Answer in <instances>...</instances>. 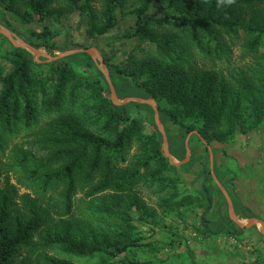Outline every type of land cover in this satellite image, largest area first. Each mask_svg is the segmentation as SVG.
<instances>
[{
  "label": "trees",
  "instance_id": "trees-1",
  "mask_svg": "<svg viewBox=\"0 0 264 264\" xmlns=\"http://www.w3.org/2000/svg\"><path fill=\"white\" fill-rule=\"evenodd\" d=\"M1 1L5 10L24 25H29L33 17L43 21L61 14L52 8L53 0H22L23 12L19 9L21 0ZM125 2L105 0L104 19L99 25L92 0H68L69 8L87 19L90 38L105 35L116 27L117 11L123 9ZM260 3L261 0H235L230 6L217 7V0H141V5L129 12L134 24L121 39L146 44L154 50L155 57L139 62L119 78V83L115 81L117 71L110 66L117 94L154 98L159 104L161 122L178 126L181 139L193 130L192 125L185 124L186 118H200L203 121L200 133L206 141L211 140L206 129L219 120V113L214 110L215 101L221 102L218 98L222 91L217 90L218 97L210 101L206 91L213 89L212 80L197 74L188 78L189 73H197L200 63L223 60L240 43L243 58L256 54L264 44V24L243 22L241 15L244 7L252 9ZM28 34L24 39L33 47L55 50V34L47 26L40 30L29 28ZM2 40L6 38L0 35ZM0 57L10 64L6 74L0 68V165H4L2 157L11 137L48 118L39 131L30 135L33 138L28 142L29 148L15 145L11 149L10 161L4 169L5 173L17 171L19 182L34 195H19L8 180L0 188V264H74L70 257L119 264L114 260L138 246L136 240L125 233H120L116 240L74 239L68 232L52 226L53 215L62 212L63 216H71L75 196L80 191L86 198H93L107 191L129 194L140 185L154 182L162 185L161 190L173 185L163 177L166 173L175 174L176 167L162 154L161 134H146L139 120L130 117L126 106L112 103L99 81L84 80L65 62L37 65L27 50L12 45L8 50H2L0 45ZM36 66H45V70L33 71ZM183 84L191 86L190 90ZM241 89L258 93L264 102V78L258 88L242 79ZM85 91L88 99L79 100L84 98ZM165 102L168 105H160ZM134 144L138 145L139 153L129 160ZM176 150L172 144L171 154L176 158L183 156L184 144ZM215 173L218 177L216 170ZM203 195L207 203L200 215L202 228L197 233L207 237L215 232L205 217L210 207L208 190ZM199 206H204L202 201ZM104 211L125 220L121 211L110 207ZM224 231L235 235L243 229L234 226L232 231L228 228ZM51 250L61 256L50 254ZM19 258L23 260L18 261Z\"/></svg>",
  "mask_w": 264,
  "mask_h": 264
},
{
  "label": "rangeland",
  "instance_id": "rangeland-1",
  "mask_svg": "<svg viewBox=\"0 0 264 264\" xmlns=\"http://www.w3.org/2000/svg\"><path fill=\"white\" fill-rule=\"evenodd\" d=\"M104 3L105 0H92V8L99 25L104 19ZM140 5L141 0H126L123 9L117 11L116 27L105 35L90 38L87 35V19L78 11H72L68 0H53L51 6L60 10V15L51 16L43 21L33 17L29 25L22 24L14 15L7 12L0 0V29L8 30L26 42L24 38L29 37V28L40 30L47 26L55 34L53 40L55 50L37 49L53 58L74 49L91 50L95 55L94 58L86 53H77L54 62L67 63L84 80L99 81L113 103L109 85L100 70L102 64L114 87L110 66L117 71L115 81L119 83V78L127 75L139 62L155 57L154 50L146 44L121 39L125 30L134 24L133 16L129 15V12ZM19 9L22 12L25 10L22 0ZM241 19L246 23L264 24V0L252 9L244 7ZM6 40L0 42L2 50H8L11 46V42L7 38ZM242 48L240 43L233 47L223 60L215 63H200L201 67L198 66L197 73H189L188 78L197 74L206 75L212 80L213 89L206 91L210 101L218 97L217 90L222 91L218 98L221 102L215 101L217 108L214 110L219 113V120L206 129L211 140L206 141L202 137L200 130L203 121L200 118H186L185 124L192 125L193 130L184 139H181L178 126L171 122H162L169 151L172 144L175 150H180L182 143L185 147V140L189 136L190 160L176 167L175 174L166 173L163 176L166 183L169 179L173 185L161 190L162 185L154 182L140 185L129 194L120 195L107 191L93 198H86L84 192L80 191L75 196L73 214L63 216L62 212L56 213L53 215L52 226L68 232L74 239H83L87 242L99 241L104 237L116 240L120 233L127 234L139 245L119 255L114 260L119 264L148 261L153 264H254L257 260H264V240L260 237L264 238V235L260 231L243 229L242 233L235 235L224 231L226 228L232 231L234 226L239 227L229 218L226 200L213 179L211 180V174L209 176L210 155L206 145L213 153L217 178L233 200L239 220L242 223L253 219L264 222V102L258 93H249L241 89L242 79L249 80L257 88L261 87L264 78V44L256 54L244 58ZM31 55L37 65L53 62L46 56ZM196 60L198 63L199 57H196ZM166 64L163 63V66ZM0 68L3 69L4 74L10 70V64L2 57H0ZM43 69L45 70V66H36L33 71ZM130 79L131 77L128 78L131 82ZM183 87H188L187 89L190 90L191 86L183 84ZM117 96L120 100L154 99L135 94L126 97L118 94ZM37 97L39 100L40 93ZM83 97L79 100L88 99L87 91L83 92ZM156 103L158 106L157 101ZM164 104L168 105L166 102L160 105L164 106ZM123 106H126L131 118L139 120L146 134L159 133L152 106L147 105V107L132 102H127ZM47 120V117L42 118L35 128L22 130L10 138L2 157L4 165H0V188L8 180L17 188L19 195L25 193L34 195L30 188L19 182L20 175L17 171L5 173L4 169L10 161L11 149L15 145L29 148L28 142L33 138L30 135L39 131ZM162 143L163 141L161 150ZM138 151V145L134 144L129 152V160L133 159ZM185 153L186 151L183 156L176 158L170 152L176 162L183 161ZM205 189L208 190L210 199V207L205 217L215 233L202 237L197 230L202 228L200 215L207 203L206 196L203 195ZM200 201L204 206H199ZM106 207L123 212L125 220L120 216L106 213L104 211ZM49 253L61 256L53 250ZM21 259L19 258L18 261ZM69 259L74 264H99L96 258L70 257Z\"/></svg>",
  "mask_w": 264,
  "mask_h": 264
},
{
  "label": "water",
  "instance_id": "water-1",
  "mask_svg": "<svg viewBox=\"0 0 264 264\" xmlns=\"http://www.w3.org/2000/svg\"><path fill=\"white\" fill-rule=\"evenodd\" d=\"M0 35H3L4 37H6L11 42V45L13 47L25 49L29 53L34 54L38 57L46 56L47 59H49L50 61H53V62L56 60H59L61 58H64V57H67V56H70L73 54H77V53H86L89 56H91L92 58L95 57L94 53L89 49L88 50H86V49H74V50H70L68 52L63 53L59 57L53 58V57H49L48 55L43 54L40 49H37V48L33 47L32 45L24 42L22 39L18 38L15 34H13L12 32H10L8 30L0 29ZM100 70H101V73L104 75V77H105V79L109 85L111 97L113 99V103L116 106H123L127 102H132V103H137V104H147V105H150L153 107L155 124H156V127H157L159 133L162 136L163 156L166 157L168 159L169 164L174 166V167H178L180 165L186 164L190 160V157H191V148L189 146V136L185 140V151H186L185 159L181 162L174 161V158L172 157V155L170 154V151H169L167 135H166V132H165L164 127L162 125V122L160 120L159 109H158L156 101L154 99H150V98H148V99L147 98H131V99H127V100H120L118 98L116 92H115V89H114V87L110 81L109 76L105 72V66L103 64H102V67L100 68ZM204 144H205V142H204ZM206 147L208 148L209 155H210V174H211V177L213 179V182L218 187V189L221 191V193L223 194V196L226 200L229 218L240 229H257L258 231H260V233L262 235H264V222L263 221L258 220V219H253L251 221H248L247 223H242L239 220L237 213H236V210H235V207H234L233 200L231 199L230 195L228 194V192L225 190V188L222 186V184L218 180L217 176L215 175L213 153L211 152L210 148L207 145H206Z\"/></svg>",
  "mask_w": 264,
  "mask_h": 264
},
{
  "label": "clouds",
  "instance_id": "clouds-1",
  "mask_svg": "<svg viewBox=\"0 0 264 264\" xmlns=\"http://www.w3.org/2000/svg\"><path fill=\"white\" fill-rule=\"evenodd\" d=\"M234 3H235V0H217V7H220V6L227 7Z\"/></svg>",
  "mask_w": 264,
  "mask_h": 264
}]
</instances>
